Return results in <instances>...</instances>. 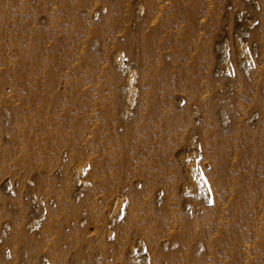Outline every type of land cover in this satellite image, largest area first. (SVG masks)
<instances>
[{
  "label": "rangeland",
  "instance_id": "obj_1",
  "mask_svg": "<svg viewBox=\"0 0 264 264\" xmlns=\"http://www.w3.org/2000/svg\"><path fill=\"white\" fill-rule=\"evenodd\" d=\"M0 264H264V0H0Z\"/></svg>",
  "mask_w": 264,
  "mask_h": 264
}]
</instances>
